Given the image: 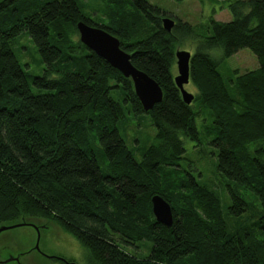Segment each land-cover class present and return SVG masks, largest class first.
Listing matches in <instances>:
<instances>
[{"label":"trees","instance_id":"16d2710c","mask_svg":"<svg viewBox=\"0 0 264 264\" xmlns=\"http://www.w3.org/2000/svg\"><path fill=\"white\" fill-rule=\"evenodd\" d=\"M32 1L0 0V224L54 220L87 248L90 264H264V214L245 222L249 204L234 191L225 214L220 196L180 162V135L198 140L196 118L205 112L218 170L254 191L264 209V0H229L233 18L213 14L202 36L180 19L166 30V11L148 0H99L108 23L78 0H43L23 13ZM81 20L117 36L162 87V101L146 111L133 81L80 41ZM25 31L47 64L43 75L32 76L15 53ZM193 37L199 93L188 104L173 68L177 42ZM246 47L259 67L226 79L210 51L221 48L222 59ZM57 65L64 68L53 77ZM127 109L150 115L157 128L141 159L120 130ZM155 193L173 206L171 226L153 214ZM119 240L152 242V252L139 258Z\"/></svg>","mask_w":264,"mask_h":264},{"label":"rangeland","instance_id":"374dc122","mask_svg":"<svg viewBox=\"0 0 264 264\" xmlns=\"http://www.w3.org/2000/svg\"><path fill=\"white\" fill-rule=\"evenodd\" d=\"M43 0H34L22 12H33ZM84 11L94 20L108 23L111 21L103 12L99 0H78ZM151 4L159 6L166 11V16L177 21H188L193 25L196 34L205 35L210 19L214 17L221 21H229L233 18L228 9L229 0H148ZM163 23V22H162ZM198 38H186L177 42L176 50L185 49L191 52L196 51ZM15 53L22 67L32 76L43 75L47 64L43 61L31 35L28 31L23 32L14 43ZM213 56L220 60L219 68L227 79L232 77V71L238 70L243 73L247 70L259 67V60L252 49L246 47L233 54L231 57L222 58L223 50L214 48L211 51ZM177 62V59H176ZM63 66L57 65L56 71L52 72L53 77H59ZM174 75L178 74L177 63L173 68ZM32 90L35 93L45 92L37 88L30 80ZM185 88L194 94H198V87L192 81L185 84ZM117 98L116 95H114ZM198 108V102L194 103ZM126 107V104H124ZM205 114V115H204ZM200 113L196 118V125L199 131V139L194 140L183 134L185 153L181 164L185 170L191 172L198 182L214 190L222 200L224 213L228 212V206L232 203L231 191L243 197L249 204L243 213L242 219L246 222L256 219L264 214V209L258 195L247 186L237 183L228 178L218 170L217 148L210 142L205 124H210V116L205 112ZM126 123H122L120 130L126 139L129 148L134 152L137 159H141L142 151L156 140L157 128L150 115L133 117L129 110H126ZM207 127V126H206ZM101 166L104 170L105 163L98 154ZM229 218V217H227ZM238 218V217H236ZM232 219V230L237 225V220ZM31 221L39 224L38 230L33 225H22L6 230L0 234V264H69L68 259H73L75 264H90L87 248L74 235L66 232L54 220L42 221L33 219ZM32 223V222H31ZM1 225V224H0ZM119 245L127 252L145 258L152 252L153 243L149 241L139 242L136 245L118 241ZM19 259L16 260L15 258Z\"/></svg>","mask_w":264,"mask_h":264},{"label":"water","instance_id":"95a60500","mask_svg":"<svg viewBox=\"0 0 264 264\" xmlns=\"http://www.w3.org/2000/svg\"><path fill=\"white\" fill-rule=\"evenodd\" d=\"M163 27L171 31L176 21L170 17L162 18ZM80 41L100 57L104 58L113 67L120 70L125 77L133 81L134 89L144 109L151 110L157 102L163 99V89L159 83L146 71L138 68L132 61V55L121 46L120 39L100 26L88 24L85 21L77 23ZM178 74L174 81L181 91L184 101L191 104L195 94L185 88L191 80V59L193 53L189 50L178 49L175 52ZM152 211L156 220L166 226H171L174 221L173 206L163 195L155 193L151 198ZM22 225H33L39 233V224L32 221H20L12 224H1L0 234L6 230ZM16 260L19 258L16 257ZM69 264L75 262L68 261Z\"/></svg>","mask_w":264,"mask_h":264},{"label":"crops","instance_id":"0c3cea01","mask_svg":"<svg viewBox=\"0 0 264 264\" xmlns=\"http://www.w3.org/2000/svg\"><path fill=\"white\" fill-rule=\"evenodd\" d=\"M72 262H74V261H72Z\"/></svg>","mask_w":264,"mask_h":264},{"label":"flooded vegetation","instance_id":"af4514ba","mask_svg":"<svg viewBox=\"0 0 264 264\" xmlns=\"http://www.w3.org/2000/svg\"><path fill=\"white\" fill-rule=\"evenodd\" d=\"M68 261V260H67Z\"/></svg>","mask_w":264,"mask_h":264}]
</instances>
